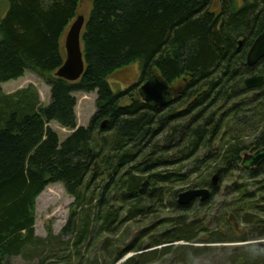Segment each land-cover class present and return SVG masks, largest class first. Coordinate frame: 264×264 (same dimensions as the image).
I'll use <instances>...</instances> for the list:
<instances>
[{
	"label": "trees",
	"instance_id": "16d2710c",
	"mask_svg": "<svg viewBox=\"0 0 264 264\" xmlns=\"http://www.w3.org/2000/svg\"><path fill=\"white\" fill-rule=\"evenodd\" d=\"M88 1L91 8L81 36L85 69L76 82L56 78L55 72L63 63L60 43L77 16L79 0H7L0 18V86L31 72L50 89L46 106L38 104L32 86L0 96V264L36 256L44 264L45 249L53 253V244L34 235L35 201L47 186L60 184L73 199L58 238L71 230L79 250L89 236L92 206L95 225L122 210L124 222L147 216L172 185L188 177L161 171L190 161L214 163L217 185L211 187L206 180L195 185L193 189L210 190L209 200L186 207L176 202V211L189 213L197 201L206 209L224 180L239 171L257 182L256 193L230 181L226 188L231 198L225 200V216L218 224L223 223L224 231L215 233L213 242L248 241L240 236L237 221L259 228L257 238L263 239L264 162L244 169L239 145L219 152L215 143L224 128L239 121L242 100L253 92L244 86L246 77H264V59L254 67L246 65V54L264 28V0ZM136 63V85L113 93L108 79ZM153 76L170 88L182 84L163 109L144 103L139 95L140 85ZM259 89L252 102L262 98L260 108L264 86ZM75 93L96 94V111L86 127L76 124ZM50 123L70 135L59 143ZM252 146L264 147V130ZM99 181L106 184L95 192ZM114 203L120 204L118 210L105 212ZM85 206L91 208L77 224V209ZM195 224L182 221L168 240L190 242L198 230L207 232ZM102 226L100 222L98 228ZM230 229L235 232L232 239L226 238ZM256 249L255 256L246 253L243 264H264V252L259 251L264 243ZM134 260L121 264H136Z\"/></svg>",
	"mask_w": 264,
	"mask_h": 264
},
{
	"label": "rangeland",
	"instance_id": "374dc122",
	"mask_svg": "<svg viewBox=\"0 0 264 264\" xmlns=\"http://www.w3.org/2000/svg\"><path fill=\"white\" fill-rule=\"evenodd\" d=\"M90 8L91 4L88 0H79L77 16H83L87 19ZM6 10L7 0H0V18L5 15ZM60 49L64 58V37L61 40ZM139 73L140 65L136 63L113 75L108 79L111 91L117 93L136 85ZM181 85V82L178 81L172 86L177 95ZM29 86L33 87V91L38 97V104L46 106L50 101L49 87L42 79L31 72H25L23 77L16 81L2 84L0 86V96L14 95ZM255 90L242 100L244 110L238 115L239 121L229 124L222 130L221 138L215 143L217 151L223 152L231 145H239L238 147L243 150L239 152V157L242 158L243 155L253 154L259 150L258 148L254 149L252 144L260 131L264 130V105L259 108L262 98L252 102L255 95L259 94L258 90L260 89ZM74 97L76 98V124L80 127H86L96 111V94L75 93ZM49 127L58 136L59 143H62L70 135L68 129H64L56 123H50ZM216 163L219 165L220 162ZM215 167L214 163L201 165L199 161H190L168 168L164 172L161 171V173L187 174L188 177L176 185H172L165 192L166 197L163 198L162 203L158 202L157 207L152 206L151 212L147 216L132 218L124 222L125 211L122 210L116 216L108 217L109 219L104 223L102 219H99V222L95 225V209L92 206V210L89 211V221L91 223L89 236L86 241L78 245L79 250L74 247L75 233L71 230L58 238L59 233H61L69 219L73 199L65 193L60 184L47 186L36 199L34 208L35 237L47 240L49 245L53 244V248H51L53 253L47 249L42 253L46 259L44 264H112L113 262L121 264L129 258H137V260H134L136 264H243L245 262L244 258L247 256L246 253L250 251L249 246L256 248L264 243V238H257L259 228L257 229L253 224L245 225L237 221L240 236L248 238V241L244 243L217 244L213 242V239H215L213 235L224 231L223 223L218 224L222 216H225L224 207L226 205L224 202L231 198V194H228L230 191H227L226 188L231 185L230 181L242 184L250 190V193L254 194L256 193L257 182L249 180L245 174L239 171H233V178H230L229 181L224 180L220 194L210 201L209 207L204 209L197 201L189 213L184 214L176 211L178 206L176 204L177 195L193 189L192 187L200 184L203 180H206V184H208L216 172ZM100 183L101 181L95 185L93 189L95 192H98L99 186L106 184L105 182ZM262 194L264 196V191ZM105 198L108 201L111 200L110 196ZM111 207L116 211L120 204L114 203L106 207L105 212L111 211ZM90 208L85 206L77 209V224L85 221L81 213L88 211ZM234 220L232 218L231 222L234 223ZM182 221L189 226L194 223H196L195 225L202 224L206 227L207 232L198 230L192 234L190 242H171L168 240L171 236V229L179 227L178 225ZM100 222L103 226L98 228ZM47 231H50L52 235L49 238H47ZM233 234L235 232L230 229L226 233V238L232 239ZM235 237H238V234ZM126 251L130 252L125 254ZM120 256L122 258L119 260ZM39 262L38 256L33 258L17 257L10 258L8 264H39Z\"/></svg>",
	"mask_w": 264,
	"mask_h": 264
},
{
	"label": "water",
	"instance_id": "95a60500",
	"mask_svg": "<svg viewBox=\"0 0 264 264\" xmlns=\"http://www.w3.org/2000/svg\"><path fill=\"white\" fill-rule=\"evenodd\" d=\"M84 17L77 16L70 24L64 36L65 58L60 68L55 72V77L67 82H76L82 76L85 62L82 53L81 33L84 28ZM264 59V28L262 33L254 40L246 54V65L256 66ZM264 83V77L251 76L245 79L244 86L247 90L259 89ZM171 89L158 76H153L144 82L139 88V95L144 103L153 105L157 109L165 108L171 102ZM105 122L101 125L104 127ZM264 162V147L251 155L243 156L241 165L244 169L260 166ZM218 173L211 178L210 186L217 185ZM210 198V190L189 189L177 195V204L186 207L195 200L205 203Z\"/></svg>",
	"mask_w": 264,
	"mask_h": 264
},
{
	"label": "clouds",
	"instance_id": "9594fccd",
	"mask_svg": "<svg viewBox=\"0 0 264 264\" xmlns=\"http://www.w3.org/2000/svg\"><path fill=\"white\" fill-rule=\"evenodd\" d=\"M259 251L264 252V249H260ZM250 253H251L253 256H255V255L257 254V249H256V248H251V249H250Z\"/></svg>",
	"mask_w": 264,
	"mask_h": 264
},
{
	"label": "flooded vegetation",
	"instance_id": "af4514ba",
	"mask_svg": "<svg viewBox=\"0 0 264 264\" xmlns=\"http://www.w3.org/2000/svg\"><path fill=\"white\" fill-rule=\"evenodd\" d=\"M171 95H172V93H171Z\"/></svg>",
	"mask_w": 264,
	"mask_h": 264
}]
</instances>
